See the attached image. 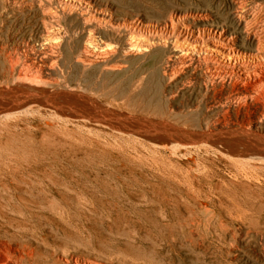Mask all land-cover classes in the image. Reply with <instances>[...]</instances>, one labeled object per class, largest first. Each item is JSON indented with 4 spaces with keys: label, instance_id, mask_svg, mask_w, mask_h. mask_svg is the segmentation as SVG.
I'll list each match as a JSON object with an SVG mask.
<instances>
[{
    "label": "rangeland",
    "instance_id": "374dc122",
    "mask_svg": "<svg viewBox=\"0 0 264 264\" xmlns=\"http://www.w3.org/2000/svg\"><path fill=\"white\" fill-rule=\"evenodd\" d=\"M95 2L98 8L110 15L114 23L122 26L163 18L173 7L184 11L195 6L197 0H95ZM214 2L215 6L219 5L221 9L230 7V4L228 5L230 0ZM119 39L102 38V41L103 44L110 43L116 46ZM13 54L18 63L24 62L22 52V56L19 53ZM159 61L158 56L129 54L125 62L116 60L114 67L118 65L119 68L122 64L121 69L114 68L104 79L99 78L97 68L90 67L84 73L85 78L83 77L84 81L81 83L83 85H76L77 82L71 80L72 78L69 80L72 81L71 87L77 90L74 91L78 95L81 89H86L89 82L104 81L105 85L109 84L106 89L115 86L109 99L96 95L100 103L110 102L113 106L121 105L120 93L126 87L125 91L131 98L129 111L139 120L144 123L153 121L152 124H155L153 126H158L156 130L161 129V126L183 128L182 124H175L171 117H167V98L176 92L179 99L195 97L196 93L183 88L181 82L186 75L177 76L175 80L163 78ZM1 64L0 58V68ZM72 72L74 75L81 74L78 68H73ZM134 80L142 82L140 81L139 85L132 82ZM117 92L119 93L116 95ZM199 111L209 113L211 121H215V108L201 106ZM20 114L7 120L0 119V127L4 129L2 132L6 133L0 134V150L5 157L12 156L14 162L17 160L16 164L23 167L19 168L21 172L18 169L16 172L2 174L0 198L5 209L3 212L9 213L6 214L8 217L18 216L19 219L21 215V218H28L31 230H28L30 233L27 235L33 243L36 242L35 244L38 243L37 245L42 247V251L44 250L41 251L39 259L43 260L44 255L52 252L51 249L55 250L60 246L69 251V257L75 256L87 264H264V154L253 155L251 161L248 156L231 154L230 151L233 150L230 147L227 149V144L217 140L219 137H216L214 130L210 136L205 133L207 130L203 120L200 122L202 130L197 129V134L192 135L190 139L162 138L159 134L148 131V128L139 127L140 124L135 121L128 132L130 135L124 133V136L122 133L123 136L119 135L120 138L116 139L106 133L112 129L108 125L101 124L100 127L98 123L100 126L94 124L93 127H97L91 129L92 125L86 123V120L84 122L90 128L88 125L83 127L81 124L79 127L71 125L70 122L59 124L55 118V111L40 113L37 109L26 113L27 115ZM39 116L42 118L46 116L48 120ZM50 118L53 119V123H49V129H52L45 130V135H41L40 132L33 135L21 127L27 119L50 122ZM263 126L259 125L258 128L253 126L252 131L257 134L259 132L264 137ZM235 127L237 130H233V134L242 132L241 127ZM97 128L100 130L99 137L102 138L93 136L92 131ZM101 131L102 133L105 131L106 137ZM143 132L150 138L143 136ZM203 134L206 137L203 138ZM87 136L88 139L85 138ZM66 137L67 140H64ZM175 143L178 144L173 146ZM6 146L9 149L5 148ZM19 147L22 149H17ZM14 150H17V155L20 153V157L14 155L16 154ZM5 151L13 153L8 154ZM256 156L261 159L255 158ZM229 157L248 163L242 164L239 161L237 166L243 168L237 169V166L229 163ZM25 159L26 162L32 163L44 159L49 161V168L43 172L44 174L38 169L26 170ZM22 161L25 163L22 164ZM225 161L230 165L223 166ZM42 179L45 183L51 180L61 186L56 188L54 185L51 191L46 190L40 184ZM50 183L49 181L47 184L51 186ZM12 198H15V201ZM28 201L34 204H26ZM8 203L9 208L6 209ZM50 204L54 210L50 209ZM49 206L50 213L47 211Z\"/></svg>",
    "mask_w": 264,
    "mask_h": 264
},
{
    "label": "bare ground",
    "instance_id": "6f19581e",
    "mask_svg": "<svg viewBox=\"0 0 264 264\" xmlns=\"http://www.w3.org/2000/svg\"><path fill=\"white\" fill-rule=\"evenodd\" d=\"M215 2L214 0H197L195 6L190 5L191 7L189 6L190 8L184 11L173 7L163 18L120 26L121 24L117 25L119 23L116 24L110 19L108 13L98 8L95 0H0V58L2 60L0 68V119H11L15 115H21L20 113L24 115L37 109L40 110V113H47L51 110L55 111V118L58 123L70 122L71 125L78 126L81 124L82 127L89 123L92 125L90 126L91 129L101 124L108 125L112 129L109 128L111 131H106L105 127L106 133L113 138L116 137V139L120 138L119 135L123 136L124 133L130 135L128 132L131 131L132 122L135 121L140 124L139 127L148 128V131L151 130L152 133L159 134L162 138L180 137L182 140L190 139L192 135L195 136L197 129L202 130L200 122L203 120L207 130L205 133L210 136L214 130L216 137H219L217 140L222 144H227V149L230 147L233 150L230 151L231 154L245 155L249 157L248 159L252 158L253 155L264 154L263 134L261 136L259 132L257 134L252 131L253 126L258 128L259 125L260 127L264 125V0H230L228 3L230 7L227 9H221L218 7L219 5L215 6ZM102 38H120L121 40H118L119 44L112 46L110 43L103 44ZM36 42L38 43L37 46ZM21 52L24 56L22 64L13 57V53H19L22 56ZM129 54L158 56L160 60L159 69L163 78L175 80L177 76L186 75L185 78H181L182 86L187 88L188 92L195 91L196 96L179 99L176 96L178 93L175 91L176 94L167 98L166 106L167 117H171L176 122L175 124H182L184 127H181L183 128L171 126L164 128L165 126H161V129L156 130L155 128L158 126L154 127L153 121L144 123L139 120L133 115L134 113L131 114L129 111L128 105L131 98L130 94L125 91L126 87L120 93V106H113L110 102L102 101L100 103L98 101V95L109 99L113 94L112 90L115 86L106 89L109 84L105 85L104 81L89 82L86 89L78 91L79 95L75 93L77 90L71 87L70 78L77 82L76 85H83L81 83L84 81V73L90 67L97 68L100 74L99 78L104 79L105 75L112 72L114 68L121 69L122 64L118 68V65L114 67V62L116 60L125 62ZM73 68L80 69L81 74H75V76L72 72ZM140 78L141 76H139ZM140 81L134 80L132 82H137L140 85ZM121 87L123 88V86ZM135 87L138 88V86ZM180 88L182 89V87ZM201 106L216 109L215 121H211L212 118L208 115L209 113H200ZM44 117L45 120H48L46 116ZM27 120L21 127L26 128L28 133L33 135L38 132L45 135V130L50 127L49 123H53V119H51L52 122L40 119L37 122ZM158 123L161 124V122ZM94 124L97 126L93 127ZM172 124L175 126L174 123ZM235 126L241 127L242 132L238 131L240 133L233 134L232 131L237 130L234 129ZM152 128L154 129L152 130ZM66 129L70 130L69 128ZM96 130L92 131L94 132L93 136L99 137L100 130L98 129V132ZM2 131L4 129L0 127V134L4 133ZM231 132L233 135L224 136V134ZM91 133L89 134L92 135ZM144 133L143 136L150 138ZM57 136L60 137L58 134ZM69 136L71 135L69 134ZM204 137L206 136L203 134ZM67 138L63 139L67 140ZM85 138L88 139L89 137ZM176 144L178 143L173 146ZM17 149H22V147ZM31 152L29 153L33 154ZM14 155L20 157V153ZM23 156L21 155V157ZM11 157H5L3 151L0 150V188L4 172H16L22 167L16 164L17 160L14 162L15 159ZM229 158V163L235 166L239 165L240 162L242 164L248 163L245 160H239V162ZM255 158L261 159L258 156ZM29 160L31 159L29 158ZM23 161L22 164L25 163ZM229 163L225 161L223 166L230 165ZM24 165L26 170L38 169L43 173L49 168V161L44 159L37 162L33 161V163L27 161ZM246 166L248 167V165ZM238 168L243 167L237 166ZM78 177L80 176L78 175ZM49 181L51 186L47 184ZM49 181L45 183V180L42 179L40 184L49 191L54 185L56 188L61 186L51 180ZM14 199L12 198L13 201H15ZM1 200L2 198H0V264H87L75 256L69 257V251L59 245L55 250L51 249L52 252L44 255L43 260L42 258L39 259L42 247L40 248L38 243L35 244L36 242L33 243L27 235L31 230L29 229L28 218L23 216L21 218L22 212L19 213V219L18 214L16 218L14 216H12L13 218L8 217L6 214L9 213L3 212L5 209ZM9 201L11 202V200ZM26 204L33 205L34 203L28 201ZM50 205L51 208L48 207V212L50 211L49 208L53 209V205ZM8 208L9 203L6 209Z\"/></svg>",
    "mask_w": 264,
    "mask_h": 264
}]
</instances>
